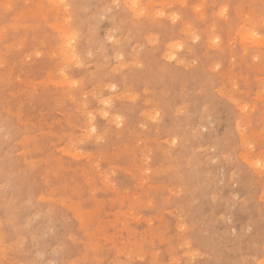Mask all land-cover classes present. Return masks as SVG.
Returning a JSON list of instances; mask_svg holds the SVG:
<instances>
[{"label":"rangeland","instance_id":"obj_1","mask_svg":"<svg viewBox=\"0 0 264 264\" xmlns=\"http://www.w3.org/2000/svg\"><path fill=\"white\" fill-rule=\"evenodd\" d=\"M57 2L0 0V264H261L264 0Z\"/></svg>","mask_w":264,"mask_h":264},{"label":"snow or ice","instance_id":"obj_2","mask_svg":"<svg viewBox=\"0 0 264 264\" xmlns=\"http://www.w3.org/2000/svg\"><path fill=\"white\" fill-rule=\"evenodd\" d=\"M54 7H58L63 9V11L65 13L68 14V20L66 21L67 23L71 24V20H72V13L73 10L80 7V5H76V4H68L65 2V0H58V2L53 5ZM6 7H12L11 5H6ZM114 7L116 9H119L121 7V4L119 3V0H115V4ZM125 8H131V10L135 11L139 8H141V6L135 2H133L130 6L129 5H124ZM227 11V9H222L220 12V15L223 16L225 14V12ZM145 13L143 11H140L138 13V15L143 16ZM175 19V18H174ZM257 33H259L260 35H258ZM79 34L76 33L75 31L68 37L69 39V47H71L72 42L77 38ZM249 36L251 37L252 40L255 39H264V14H262L259 25H255L253 24L250 31H249ZM74 51V50H73ZM37 55H39V53H37ZM77 59V57L75 55L72 56V60L75 61ZM74 86H78L76 85V82H73ZM93 132L96 131L95 128L92 129ZM257 168H259L261 170L262 173H264V159L256 162L255 165ZM261 264H264V261H261Z\"/></svg>","mask_w":264,"mask_h":264},{"label":"bare ground","instance_id":"obj_3","mask_svg":"<svg viewBox=\"0 0 264 264\" xmlns=\"http://www.w3.org/2000/svg\"><path fill=\"white\" fill-rule=\"evenodd\" d=\"M137 0H135V2H136ZM140 2V1H139ZM47 3V2H46ZM4 6V5H3ZM21 10V9H20ZM19 11V10H18ZM135 12V11H134ZM18 13V12H17ZM51 13V12H50ZM55 14V13H54ZM199 14V13H198ZM173 16V15H172ZM175 16V15H174ZM175 18V17H174ZM65 19V18H64ZM173 19V18H172ZM17 20V19H16ZM58 22V21H57ZM9 25V24H8ZM7 25V26H8ZM47 25V24H46ZM56 25V24H55ZM166 27V26H165ZM6 28H8V27H6ZM11 28V27H10ZM126 36V35H125ZM79 38V37H78ZM108 38V37H107ZM214 37H212V39H213ZM40 39V38H39ZM216 39H218V38H216ZM196 40V39H195ZM86 41V40H85ZM210 41H212V40H210ZM254 41V40H253ZM65 42V41H64ZM75 42V41H74ZM194 42V41H193ZM218 42V41H217ZM33 43V42H32ZM244 43V42H243ZM48 46V45H47ZM251 46V45H250ZM74 47V46H73ZM6 50V49H5ZM56 50V49H55ZM71 50V49H70ZM162 50V49H161ZM97 51V50H96ZM69 52V51H68ZM83 52V51H82ZM63 55V54H62ZM46 56V55H45ZM40 57H42V56H40ZM67 57V56H66ZM120 57H121V55H120ZM39 58V57H38ZM48 58V57H47ZM1 59V58H0ZM36 59V58H35ZM81 59V58H80ZM113 59V58H112ZM114 59H116V58H114ZM24 60V59H23ZM119 60V59H118ZM20 61V60H19ZM56 61V60H55ZM19 67V66H18ZM215 67V66H214ZM13 68V67H12ZM21 69V68H20ZM30 69V68H29ZM56 70V69H55ZM24 71V70H23ZM130 72V71H129ZM29 74V73H28ZM102 74V73H101ZM45 75V74H44ZM60 77V76H59ZM119 78V77H118ZM121 78V77H120ZM11 79V78H10ZM60 79V78H59ZM67 80V79H66ZM68 81V80H67ZM180 81V80H179ZM13 82V81H12ZM41 83V82H40ZM50 83H52V82H49V84ZM136 84H138V83H136ZM62 85V84H61ZM130 86V85H129ZM52 87V86H51ZM103 87V86H102ZM207 89V88H206ZM74 91V90H73ZM128 91V90H127ZM14 92V91H13ZM134 92V91H133ZM140 92V91H139ZM144 93V92H143ZM145 95V94H144ZM164 95V94H163ZM216 95V94H215ZM22 96V95H21ZM213 97V96H212ZM8 98V97H7ZM181 98V97H180ZM79 99V98H78ZM105 99V98H104ZM109 100V99H108ZM117 100V99H116ZM124 100V99H123ZM152 101V100H151ZM77 102V101H76ZM118 102V101H117ZM23 103V102H22ZM35 103V102H34ZM172 103V102H171ZM14 104V103H13ZM40 104V103H39ZM84 105V104H83ZM169 105V104H168ZM44 106V105H43ZM186 106H188V105H186ZM6 107V106H5ZM53 108V107H52ZM225 109V108H224ZM250 109V108H249ZM243 110V109H242ZM156 112V111H155ZM212 112V111H211ZM178 113H179V111H178ZM181 114V113H180ZM183 114V113H182ZM89 115V114H88ZM143 115V114H142ZM177 116V115H176ZM35 117V116H34ZM96 117V116H95ZM114 117V116H113ZM188 117V116H187ZM55 118V117H54ZM118 118V117H117ZM179 119V118H178ZM31 120V119H30ZM6 121V120H5ZM43 125V124H42ZM5 127V126H4ZM41 127V126H40ZM44 127V126H43ZM164 128V127H163ZM52 130V129H51ZM172 130V129H171ZM37 132V131H36ZM86 132V131H85ZM263 133V132H262ZM38 135V134H37ZM170 135V134H169ZM200 135V134H199ZM229 135V134H228ZM196 136V135H195ZM232 136V135H231ZM23 138V137H22ZM46 138V137H45ZM28 139V138H27ZM48 139V138H47ZM50 141V140H49ZM136 143V142H135ZM231 143V142H230ZM205 144V143H204ZM29 147V146H28ZM173 147V146H172ZM29 149V148H28ZM219 149V148H218ZM50 151V150H49ZM201 151V150H200ZM75 155V154H74ZM158 155V154H157ZM85 156V155H84ZM80 157V156H79ZM73 159V158H72ZM75 159H77V158H75ZM88 160V159H87ZM209 160H211V159H209ZM229 161V160H228ZM153 162V161H152ZM167 162V161H166ZM246 162V161H245ZM49 163V162H48ZM230 163V162H229ZM146 164V163H145ZM47 166V165H46ZM189 167V166H188ZM24 170V169H23ZM28 173H29V171H28ZM210 176V175H209ZM247 177V176H246ZM39 179V178H38ZM214 180V179H213ZM31 182V181H30ZM234 187V186H233ZM190 193V192H189ZM69 194V193H68ZM235 197V196H234ZM45 199V198H44ZM234 199V198H233ZM43 201V200H42ZM195 202V201H194ZM13 203V202H12ZM181 204V203H180ZM220 205V204H219ZM8 206V205H7ZM18 211V210H17ZM190 213V212H189ZM225 213V212H224ZM40 214V213H39ZM222 214V213H221ZM63 216V215H62ZM137 218V217H136ZM62 220V219H61ZM222 221V220H221ZM228 222V221H227ZM11 224V223H10ZM24 228V227H23ZM164 229V228H163ZM46 235V234H45ZM3 241V240H2ZM24 255V254H23ZM196 255V254H195ZM87 258V257H86ZM207 258V257H206ZM41 260V259H40ZM16 261V260H15ZM49 264V263H48Z\"/></svg>","mask_w":264,"mask_h":264}]
</instances>
